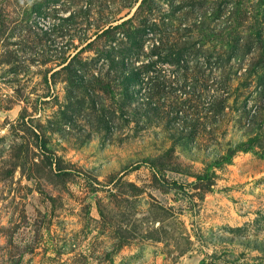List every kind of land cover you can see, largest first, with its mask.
Returning <instances> with one entry per match:
<instances>
[{"label": "rangeland", "instance_id": "1", "mask_svg": "<svg viewBox=\"0 0 264 264\" xmlns=\"http://www.w3.org/2000/svg\"><path fill=\"white\" fill-rule=\"evenodd\" d=\"M0 264H264V0H0Z\"/></svg>", "mask_w": 264, "mask_h": 264}]
</instances>
